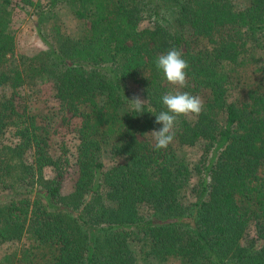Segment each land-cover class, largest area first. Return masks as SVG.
<instances>
[{
    "label": "trees",
    "instance_id": "obj_1",
    "mask_svg": "<svg viewBox=\"0 0 264 264\" xmlns=\"http://www.w3.org/2000/svg\"><path fill=\"white\" fill-rule=\"evenodd\" d=\"M23 1L48 27L37 53L14 55L17 2L0 0V245L19 243L0 264H264V0ZM61 3L88 23L80 36L63 31ZM172 48L184 89L156 67ZM43 77L53 102L36 114L26 91ZM176 90L204 109L156 149ZM68 114L71 143L57 139Z\"/></svg>",
    "mask_w": 264,
    "mask_h": 264
},
{
    "label": "rangeland",
    "instance_id": "obj_2",
    "mask_svg": "<svg viewBox=\"0 0 264 264\" xmlns=\"http://www.w3.org/2000/svg\"><path fill=\"white\" fill-rule=\"evenodd\" d=\"M17 2V7L14 8L11 27L15 35V50L14 55H27L31 56L37 53L42 48V41L39 35V27L44 28L47 31L48 23L38 22L39 13L38 7H35L34 4H26L23 0H15ZM37 0H33L35 2ZM43 6L42 9H46L45 3L47 0H38ZM57 14L58 19L60 20L61 27L66 34L72 37L80 36L84 30L88 27V23L76 18L72 13L70 7L61 3L57 5L54 9ZM50 13V12H48ZM47 16V14H45ZM147 22H143L142 25H146ZM128 89L132 96H139L140 89L133 83L128 82ZM26 102L30 106V109L33 113L42 112L46 106H49L53 102V85L52 82L46 78L37 79L36 83L32 88H29L26 91ZM79 124V119L72 117L68 114L65 121L58 122L56 126L58 127L57 139H65L69 143L75 141L74 133L72 132ZM188 155L193 157L196 153L194 149L189 148L187 150ZM107 163V162H106ZM76 167L73 165L70 171L65 176L62 181L61 193L67 194L72 190L74 177L76 174ZM19 247L18 242H7L0 245V256L7 251H12Z\"/></svg>",
    "mask_w": 264,
    "mask_h": 264
},
{
    "label": "clouds",
    "instance_id": "obj_3",
    "mask_svg": "<svg viewBox=\"0 0 264 264\" xmlns=\"http://www.w3.org/2000/svg\"><path fill=\"white\" fill-rule=\"evenodd\" d=\"M156 67L163 73L169 85L175 86L177 89L188 87L187 69L189 63L183 57L182 50L172 48L165 54L159 55ZM161 99L167 110L156 114L155 122L162 124V127L159 130H153L150 134L155 141L156 149H167L174 140L177 119L181 116L186 118L199 116L204 109V101L199 96L180 90L168 92ZM130 101L133 111L144 112L145 100L135 96Z\"/></svg>",
    "mask_w": 264,
    "mask_h": 264
}]
</instances>
